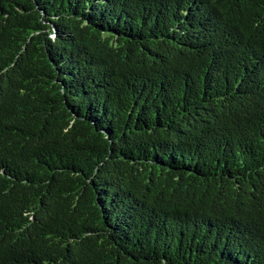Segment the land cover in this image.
I'll list each match as a JSON object with an SVG mask.
<instances>
[{
	"label": "trees",
	"instance_id": "obj_1",
	"mask_svg": "<svg viewBox=\"0 0 264 264\" xmlns=\"http://www.w3.org/2000/svg\"><path fill=\"white\" fill-rule=\"evenodd\" d=\"M0 264H264V0H0Z\"/></svg>",
	"mask_w": 264,
	"mask_h": 264
}]
</instances>
